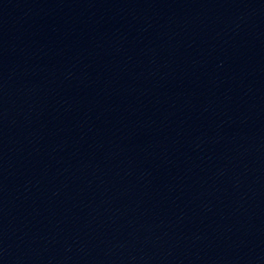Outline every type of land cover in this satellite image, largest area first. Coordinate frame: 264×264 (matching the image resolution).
I'll use <instances>...</instances> for the list:
<instances>
[{
	"label": "water",
	"instance_id": "water-1",
	"mask_svg": "<svg viewBox=\"0 0 264 264\" xmlns=\"http://www.w3.org/2000/svg\"><path fill=\"white\" fill-rule=\"evenodd\" d=\"M177 96L264 125V0H12Z\"/></svg>",
	"mask_w": 264,
	"mask_h": 264
}]
</instances>
